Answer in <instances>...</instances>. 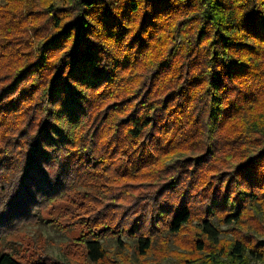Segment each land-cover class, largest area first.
Returning <instances> with one entry per match:
<instances>
[{
  "label": "trees",
  "instance_id": "1",
  "mask_svg": "<svg viewBox=\"0 0 264 264\" xmlns=\"http://www.w3.org/2000/svg\"><path fill=\"white\" fill-rule=\"evenodd\" d=\"M61 200L85 261L0 264H104L122 238L146 257L188 230L195 255L261 258L221 228L264 210V0L0 5V235Z\"/></svg>",
  "mask_w": 264,
  "mask_h": 264
},
{
  "label": "rangeland",
  "instance_id": "2",
  "mask_svg": "<svg viewBox=\"0 0 264 264\" xmlns=\"http://www.w3.org/2000/svg\"><path fill=\"white\" fill-rule=\"evenodd\" d=\"M6 4L7 0H0V5L5 6ZM182 155V152H176L164 157L160 165L169 166ZM148 158L152 159V155L149 154ZM51 171L57 174L58 169L53 168ZM208 184L210 186L211 182ZM249 206L246 223L242 229L235 230L233 226L221 228L224 231L223 242L226 246L233 241L234 232L249 238L254 236L256 241L264 242V210H259L253 205ZM68 208L69 204L66 200L55 201L38 214L39 220H23L10 234L0 235V250L19 259H30L35 256L58 263L85 261L86 252L79 244V240L87 234L88 229L87 226L67 217ZM36 213L35 210L34 214ZM194 225L197 223L195 222ZM190 232L188 230L185 235L186 239L190 236ZM186 239L181 236L169 242L161 241L146 257H140L126 238H122L123 245H120L116 239H109L105 241L109 253L104 264H202V261H212L214 258L220 264L228 263V256L219 247H211L204 254H193L189 250L190 245ZM198 257L199 260L187 263L188 259ZM246 264H264V255L261 258H254L250 255Z\"/></svg>",
  "mask_w": 264,
  "mask_h": 264
}]
</instances>
